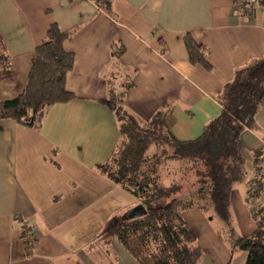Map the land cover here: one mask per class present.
Segmentation results:
<instances>
[{"label":"crops","instance_id":"obj_1","mask_svg":"<svg viewBox=\"0 0 264 264\" xmlns=\"http://www.w3.org/2000/svg\"><path fill=\"white\" fill-rule=\"evenodd\" d=\"M53 23L73 32L63 48L74 54L65 87L76 97L50 106L39 130L0 119V264H138L111 228L139 203L94 167L119 136L100 102L106 80L131 79L127 102L140 119L165 109L172 133L194 138L219 113L234 68L264 55V10L241 15L234 0H112L111 11L94 0H0V40L11 63L10 72L0 70V101L23 90ZM187 32L208 49L209 69L189 61ZM255 120L258 131L244 129L241 140L249 151L262 148L264 164V109ZM242 202L232 227L249 235L256 224ZM258 202L264 206V188ZM188 211L184 218L199 226V264H245V251L230 259L220 230Z\"/></svg>","mask_w":264,"mask_h":264},{"label":"trees","instance_id":"obj_2","mask_svg":"<svg viewBox=\"0 0 264 264\" xmlns=\"http://www.w3.org/2000/svg\"><path fill=\"white\" fill-rule=\"evenodd\" d=\"M94 1L111 11L112 0ZM234 3L238 12L245 15L247 9L254 12L257 6L264 5V0ZM72 34L60 30L55 23L49 26L34 49L23 90L0 101V119H12L39 130L50 106L76 97L65 87L74 54L63 48V42ZM183 42L189 61L209 69L208 49L189 32ZM121 52L117 45L112 49L115 57ZM0 70L11 71L1 40ZM106 84V96L100 102L113 112L119 136L106 160L94 167L136 197L144 211L136 217L125 214L115 221L111 231L116 240L138 264H199L202 249L196 242L195 230L183 216L184 210L198 209L223 222L218 235L227 244L230 259L236 251H245V264H264V206L258 202L264 188L262 148L249 151L241 140L244 129L258 131L255 117L264 109V55L234 68L218 95L219 113L191 139H179L172 133L165 109L157 110L147 120L140 119L127 102L131 79L119 80L112 74ZM151 147L153 151L148 154ZM248 159L252 163V177L245 185L249 213L256 227L244 235L237 234L232 227L230 195L233 187L244 181ZM170 162L177 164L182 175L188 171L195 173L188 187L174 178L168 184L159 180V171ZM28 232L29 227L22 222L21 237L29 254L32 245L26 238Z\"/></svg>","mask_w":264,"mask_h":264},{"label":"rangeland","instance_id":"obj_3","mask_svg":"<svg viewBox=\"0 0 264 264\" xmlns=\"http://www.w3.org/2000/svg\"><path fill=\"white\" fill-rule=\"evenodd\" d=\"M257 10H261V11L264 10V5L257 6ZM152 151H153V147H151L148 150V154H151ZM244 169H245V176H246L244 178V181L242 183L236 184L233 187L231 195H230V210H231V215H232V217H231L232 226L235 225V222L241 220V218H240L242 216L241 213H240V206L241 205L238 204V203H241L243 201L242 203L244 204V206L245 207L248 206V208H249V204L247 202V193H246L247 187L245 185V182H246L247 179H250L252 177V163H251L250 159H248L246 161V163L244 165ZM181 173H182V171L177 166V164L175 162H170L167 165V167L162 168L159 171V174H160L159 180L162 181L165 184H168L174 178V179H178V181H180L181 183H184L185 187L186 186L188 187V184L194 181L195 173L193 171H188L186 174H183V175ZM180 176H181V179H179ZM124 195H126V194H124ZM127 195H129V197H131V199H134V201H137L139 203V201H138V199L136 197H133L130 193H128ZM192 210L195 211V209H192ZM198 211H199L198 213L203 215L205 220H207L208 223L211 224V226L214 229L221 230L224 227L223 222L219 218H217V217L211 218V216L208 215L209 213L207 214V213H204V212H202L200 210H198ZM183 213H185V215H187V213H189V211L188 210H184ZM248 215H249V217H251L250 214H248ZM191 225L193 226V228L195 230L199 231V226L197 224L191 223ZM235 232L237 234H240L237 229H235Z\"/></svg>","mask_w":264,"mask_h":264},{"label":"water","instance_id":"obj_4","mask_svg":"<svg viewBox=\"0 0 264 264\" xmlns=\"http://www.w3.org/2000/svg\"><path fill=\"white\" fill-rule=\"evenodd\" d=\"M143 212L144 211L142 210V205L139 204L138 206H136L133 209H131L128 214L131 217H136V216L141 215Z\"/></svg>","mask_w":264,"mask_h":264},{"label":"built area","instance_id":"obj_5","mask_svg":"<svg viewBox=\"0 0 264 264\" xmlns=\"http://www.w3.org/2000/svg\"><path fill=\"white\" fill-rule=\"evenodd\" d=\"M252 12H253V9L252 8H249V9H247L246 14L247 15H250V14H252Z\"/></svg>","mask_w":264,"mask_h":264}]
</instances>
